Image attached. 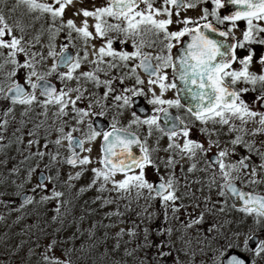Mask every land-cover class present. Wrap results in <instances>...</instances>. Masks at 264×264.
Returning <instances> with one entry per match:
<instances>
[{
  "label": "snow or ice",
  "instance_id": "obj_1",
  "mask_svg": "<svg viewBox=\"0 0 264 264\" xmlns=\"http://www.w3.org/2000/svg\"><path fill=\"white\" fill-rule=\"evenodd\" d=\"M0 3V207L18 214L8 227L22 225V234L34 235L33 225L25 223L29 207L52 202V219L59 220L70 204L60 189L71 190L90 164L98 166L78 193H110L93 203L111 210L87 228L81 216L64 239L44 243L40 237L46 233L36 225L40 236L21 264L37 256L36 264H264V194L253 187L264 184V140L257 139L264 135V54L255 61L260 71L251 70V46H264V0ZM69 8L79 23L65 18ZM197 8L195 17L183 14ZM228 8L234 10L222 15ZM173 24L177 30H170ZM61 36L64 42L58 43ZM237 49L248 54L240 57ZM172 89L175 98H165ZM149 94L154 114L141 118L138 112L146 109L136 98ZM172 108L185 109L187 119L170 114ZM108 115L107 129L92 119ZM194 128L204 140L192 138ZM154 133L159 136L150 143ZM13 147L15 157L8 155ZM64 165L79 170L65 174ZM148 169L157 180L148 179ZM237 181L253 191H242ZM229 196L252 217L247 231L222 219ZM6 219L0 214V221ZM22 247L23 242L14 245L17 252Z\"/></svg>",
  "mask_w": 264,
  "mask_h": 264
},
{
  "label": "rangeland",
  "instance_id": "obj_2",
  "mask_svg": "<svg viewBox=\"0 0 264 264\" xmlns=\"http://www.w3.org/2000/svg\"><path fill=\"white\" fill-rule=\"evenodd\" d=\"M95 2L97 5L101 4L104 2V0H83V3L82 5L81 4H78L77 7H80V6H83V7H90L91 4ZM72 12H73V9L72 8H69L67 9L66 11V16L67 17H71L73 19H76L77 20V23H79V19L80 18H76V17H73L72 16ZM89 23H93V21L89 20ZM97 46H99V43H96ZM82 70H85V69H82ZM23 75V73H21V76ZM54 80V79H53ZM56 83H57V86L59 87V82L54 80ZM98 95H101V94H98ZM173 97L172 94H167L165 93V98L167 99H171ZM144 100H145V103H147V99L150 98V94H149V97H143ZM150 105V104H148ZM151 108L153 109L154 106L153 105H150ZM153 115V114H152ZM111 119H112V116H111ZM122 123H126V119L125 120H122ZM140 134L141 136L143 135H146V132L144 131V129H140ZM196 128L193 129V132H196ZM157 136H159V133H154V135L152 137L149 138V142L150 143H154L155 142V139L157 138ZM98 141H97V147L94 149L93 153H92V158L93 160L96 159V157L98 156ZM161 143V146H165L166 143H167V138H163L161 139L160 141ZM63 152L67 151V148H66V142H65V148L62 149ZM86 154V153H85ZM8 155L9 156H17L18 153L15 151V148H10L9 149V152H8ZM160 155H166L165 153H160ZM98 165H96L95 163L93 164H90L87 166V168L89 169L88 171H86L82 177L78 180V181H74V187L71 189V190H65L63 188H61L60 190H63L66 192V195H65V198L67 199V197H69L71 194H77L78 193V189L81 188V187H86L90 182H91V179H92V173L90 171V169L92 167H96ZM8 167H11V165H8ZM63 172L65 174H69V173H74L75 171L79 170V169H73L71 168V166H67V165H64L63 166ZM122 178L121 176H117V179H120ZM157 177L153 174L152 170L151 169H148V179L150 181H154ZM33 182H35V177L33 178ZM6 192H11L12 191V188L10 187H7L4 189ZM89 190H92V193L96 196V193H98L96 191V188H91ZM107 192L105 193H101V195H104L106 194ZM11 197H5V199H9ZM43 206V208H42ZM225 208H226V211L225 213L223 214V217L222 219H227L228 221H235V222H238V228L244 230V231H247L251 226H252V217H249V216H245L244 213L238 211V209H233V207L231 206H226V205H223ZM32 211H40V212H43L45 211L47 214H49V216L53 217L55 215H57V213L55 212V203L52 202V203H48V204H45V205H33V206H30L29 209H28V212H31ZM65 212V208H62L61 209V213H64ZM0 214H3L6 216V221H0V223H3L4 225L2 227H0V234H2V230H4L3 227L5 226H8L9 224H11V222H13L15 219H16V216L18 215L17 213H12V214H9L6 209H4L3 207H0ZM69 216H63L62 214H60V219L59 220H56V222H54L52 225H51V229L55 228L56 230H58V232H60V235L57 236L56 234V237H59L60 239H64L65 237L71 235L72 232H74L77 228V224H78V220L76 221L77 218H80L78 215L76 218H74V222L72 221V223H66L65 220L68 219ZM35 218H29V217H26V220H25V223L26 224H29V225H33V228H32V233H34V235H32V237H36V231L37 230V227L36 225H38L37 221L34 220ZM63 221V222H61ZM88 224L89 222H87L85 219L83 221V227L87 228L88 227ZM21 227L22 225H15L11 230H12V234L11 236H8V237H5L4 239H0V262H2V264H21V260L23 259L24 260V256L26 258L27 255H24L25 254V250H27L26 247H22V249L17 252L16 249L14 248V245L17 244V243H20L21 240L25 239L26 238V233L22 234L21 233ZM114 231V229L112 230ZM29 235V234H28ZM260 238L261 239H264V233H260ZM42 242L44 243H47L48 240L51 239V237L49 236H44V237H41L40 238ZM111 242V241H109ZM55 254L57 256H59L61 254V250L60 248H57L56 251H55ZM183 258V257H182ZM34 259H39V257H33V260ZM32 263V262H31ZM129 264H131V262H129Z\"/></svg>",
  "mask_w": 264,
  "mask_h": 264
},
{
  "label": "trees",
  "instance_id": "obj_3",
  "mask_svg": "<svg viewBox=\"0 0 264 264\" xmlns=\"http://www.w3.org/2000/svg\"><path fill=\"white\" fill-rule=\"evenodd\" d=\"M9 152V150H8ZM101 195V193H96V196L92 193V190H87L83 193H77V194H71L69 197H67V199L70 201V204L65 206V212L61 213L63 216H69L67 220H65L66 223H72V221L74 222V218L77 217V215L79 217L81 216H85V220L89 223L94 222V221H100L103 218V214L105 211L111 210V206H109L108 208H101L100 207V201H96L95 203H93V201L95 200V198ZM110 195V193H106L102 196H108ZM43 208V206H42ZM30 214L27 216L29 218H35L34 220L37 221L40 229L43 230L44 233H46V237L49 236L52 238H56V234L57 236L60 235V232H58V230H56L55 228L51 229V225L56 222V220H53L51 216H49V214H47L45 211L40 212V211H32L29 212ZM87 214V215H85ZM80 221V218H77L76 221ZM108 220H104V223H108ZM232 223V227L238 228V222L235 221H231ZM12 224V222H11ZM4 224L0 223V227H2ZM15 225H13L11 228H9L8 226L3 227L4 230H2V234H7L6 237L11 236L12 234V228ZM17 226V225H16ZM36 231V235L35 236H40V231L37 229ZM104 229H100V232H103ZM44 237V236H41ZM40 237V238H41ZM36 237H32V235H26V238L21 240V242H23V247H26L28 249L29 246H34ZM111 246V242H109V247ZM25 254H27V250H25ZM28 258H26L24 256V260H27ZM38 259H34L31 258V264H36Z\"/></svg>",
  "mask_w": 264,
  "mask_h": 264
},
{
  "label": "flooded vegetation",
  "instance_id": "obj_4",
  "mask_svg": "<svg viewBox=\"0 0 264 264\" xmlns=\"http://www.w3.org/2000/svg\"><path fill=\"white\" fill-rule=\"evenodd\" d=\"M11 3H12V0H8V4H9V6H11ZM157 6H159V5H157ZM3 7H4L3 3H0V8H3ZM141 7H143V5H142ZM209 7H210V5H209ZM230 10H234V9H231V8H228V9H221V14L223 15V14H225L227 11H230ZM183 14H184V15H189V16H192V17H195V16H197V15L200 14V9H199V8H197V9H192V10H189L188 12H186V13H183ZM15 15H17V16L20 15V10H18L17 13H16ZM65 18L67 19V18H71V17H67V16H65ZM173 19L175 20V17H173ZM244 26H245V25H244V22H242V21L239 22V27H240L241 29L244 28ZM218 27H223V26H218ZM177 28H178V26L175 25V24H173V25L170 26V30H177ZM234 35L237 37V39L242 38V34H241L240 31H235ZM262 35H264V34H262ZM63 42H64V40H63V36H61L60 38H58V43H63ZM95 43H99V41H95ZM114 46H115L116 48H118V49L121 47L118 43H117L116 45H114ZM251 47H252V48L254 49V51H255L254 62H253V65H252L251 70L254 71V72H259L261 66H260L259 64L255 63V61L259 59V56H260L261 54H264V46H261V45H252ZM127 50H128V51H131L132 49H131L130 46H128V47H127ZM175 50H176V49H173L174 52H175ZM143 51H145V52H154V49L145 47V48L143 49ZM73 54H75V50H73ZM247 54H248L247 51H245V50H241V49H237V55H238V56L243 57V56H245V55H247ZM48 64H49V65L51 64V60L48 61ZM234 66H235V67H239V65H234ZM65 71H66V69H65ZM166 71L168 72L169 76L171 77V72H172V70L169 68V69H167ZM138 72H139L141 78H142V79H145V81H147V77H146V75H145L141 70H139V69H138ZM102 78H103V77H102ZM52 81L57 85V83H56L54 80H52ZM132 83H133V81H131V80L126 81V86H131ZM177 83L179 84L178 81H177ZM114 86H116V87H117V90H119V87H120V86H119L118 81L114 82ZM57 87H58V86H57ZM103 91H104V89L101 88V89L97 90V94H101V95H102V94H103ZM157 92H158V89H157ZM166 93H167V94H172V95H173V97H172L171 99L175 98V96H176V91H175V89L169 90V91L166 92ZM251 96H252V93H249V94H248V97H246V98H251ZM140 98L142 99V101L144 102V104L147 105V106L150 108V115L154 114V113H153V109L151 108V106L145 103V100H144L143 97H140ZM107 103H108V104H111V103H112V100L109 99V100L107 101ZM171 110L176 114V116H181L182 118L187 119V116H186V110H185V109H176V108H172ZM114 111H115V110L113 109V112H114ZM93 118H94V117H92V119H93ZM99 118H101L102 120H104L105 122H107V123H108V127L110 126V123H111V115H108V116H106V117H99ZM141 118H142V117H141ZM210 127H211V125H210ZM250 127H251V126H250ZM226 131H227V129L225 128V129L223 130V132H226ZM192 138H193V139H198V140H204V139H205V137L202 136L198 131H196V132H192ZM221 139L224 140V139H227V137L224 136L223 133H222V135H221ZM257 139H259V140H264V135L259 136ZM166 144H167V143H166ZM165 146H166V145H165ZM214 151H215V149H214ZM238 151L240 152L241 155L245 154L243 148H239ZM64 153L67 154V151H65ZM253 159L256 160V157H253ZM201 175H202V174H201L200 172L195 173V176H196V177H200ZM189 177L192 178V174H189ZM155 180H157V178H156ZM155 180H154V181H155ZM237 186L240 187L241 190H246V191H251V192L253 191V187H254L256 192H259V193L264 194V184H261V185H259V186H253V187H247V188H245L243 184H241L239 181H237ZM230 197H231V196H229V197L227 198V203H226V204H222V206H223V205H226V206H231V207H233V209H238L237 207H234V206H233L234 203L232 202V200H231ZM219 199H221L222 201L225 200V198H219ZM236 250H237V249H236Z\"/></svg>",
  "mask_w": 264,
  "mask_h": 264
},
{
  "label": "water",
  "instance_id": "obj_5",
  "mask_svg": "<svg viewBox=\"0 0 264 264\" xmlns=\"http://www.w3.org/2000/svg\"><path fill=\"white\" fill-rule=\"evenodd\" d=\"M175 51H176V50H175ZM21 82H22V81H21ZM52 82H53V81H52ZM53 83H54V82H53ZM181 102L187 104V101H185V100H182ZM136 103H137L138 106H143V107L146 109V111H144V112H138V115H140L142 118H145V117H147V116H150V108H149L147 105L144 104V102L142 101V99H141L140 97L136 98ZM169 112H170V114L176 116V114H175L171 109H169ZM93 119H95V120L97 121V124H98V125H103V127H104L105 129L108 128V123L105 122L104 120H102L101 118H99V117H94ZM161 124H163V120H161ZM133 151H134L135 153L139 154V149H137V148H133ZM242 191H246V190H242ZM247 192H251V191H247ZM230 198H231L232 202L234 203V205L242 206V202L238 201V200H237L236 198H234V197H230ZM253 246H254V245H253ZM232 251H233L234 253L238 254V255H243L242 253H239L238 250H236V249H233Z\"/></svg>",
  "mask_w": 264,
  "mask_h": 264
}]
</instances>
